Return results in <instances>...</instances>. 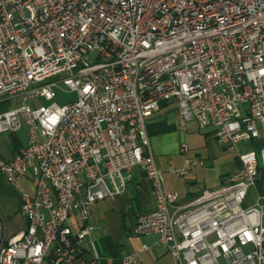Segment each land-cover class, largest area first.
I'll list each match as a JSON object with an SVG mask.
<instances>
[{"label":"built area","instance_id":"obj_1","mask_svg":"<svg viewBox=\"0 0 264 264\" xmlns=\"http://www.w3.org/2000/svg\"><path fill=\"white\" fill-rule=\"evenodd\" d=\"M63 90L73 96L57 103ZM3 102L0 133L26 128L0 157L25 227L8 235L0 211V264H99L84 244L90 208L134 169L154 209L133 234L154 235L175 264H264V0H0ZM165 105L240 163L185 202L148 147L145 120ZM179 152L174 173L200 163L185 141Z\"/></svg>","mask_w":264,"mask_h":264},{"label":"crops","instance_id":"obj_2","mask_svg":"<svg viewBox=\"0 0 264 264\" xmlns=\"http://www.w3.org/2000/svg\"><path fill=\"white\" fill-rule=\"evenodd\" d=\"M145 130L150 152L163 172V189L178 193L181 202L195 197L204 188L225 183L240 166L236 155L232 158L226 155L230 150L219 145L209 129H198L194 121L181 129L173 105H165L147 117ZM183 141L200 163L179 175L171 168L182 167L179 145ZM153 209L149 179L141 170L134 169L121 194L91 206L89 221L94 231L84 243L87 256L96 252L99 264H121L123 254L136 253L137 259L132 264H175L172 257L154 243V235H135L131 231L137 216Z\"/></svg>","mask_w":264,"mask_h":264},{"label":"rangeland","instance_id":"obj_3","mask_svg":"<svg viewBox=\"0 0 264 264\" xmlns=\"http://www.w3.org/2000/svg\"><path fill=\"white\" fill-rule=\"evenodd\" d=\"M73 95L66 90L57 94L54 101L62 103L65 99L71 98ZM39 103L47 104L48 102L39 99ZM26 143V128L23 126L15 133L1 132L0 133V157L8 159L12 156L16 147L23 146ZM226 155L231 156L235 153L226 151ZM19 184L26 187L23 181ZM264 189V180L258 182V190ZM251 202L254 200V195L251 197ZM19 196L16 191L8 185L3 175L0 174V211L7 218V234L12 235L25 227L24 218L19 209ZM43 264H48L46 261Z\"/></svg>","mask_w":264,"mask_h":264},{"label":"trees","instance_id":"obj_4","mask_svg":"<svg viewBox=\"0 0 264 264\" xmlns=\"http://www.w3.org/2000/svg\"><path fill=\"white\" fill-rule=\"evenodd\" d=\"M8 106V103H1L0 104V109H2V108H5V107H7ZM18 147H16L15 149H17ZM263 180H264V178H263Z\"/></svg>","mask_w":264,"mask_h":264}]
</instances>
